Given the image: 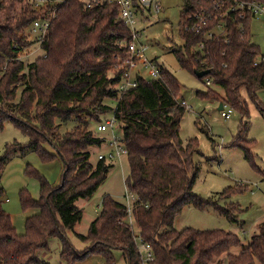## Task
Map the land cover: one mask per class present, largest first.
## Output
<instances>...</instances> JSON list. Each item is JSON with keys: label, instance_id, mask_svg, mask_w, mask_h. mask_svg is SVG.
Returning <instances> with one entry per match:
<instances>
[{"label": "trees", "instance_id": "obj_1", "mask_svg": "<svg viewBox=\"0 0 264 264\" xmlns=\"http://www.w3.org/2000/svg\"><path fill=\"white\" fill-rule=\"evenodd\" d=\"M252 1L264 3L183 0L179 32L184 46L173 51L181 68L193 73L208 70L199 79L209 77L221 90L209 89L200 96L244 114L240 91L246 89L255 102V92L264 90V55L251 42L253 14L231 9L237 2ZM86 5L85 0H64L35 9L29 0H0V131L11 121L28 138L27 145L17 141L6 145L0 156V178L11 158L31 152L45 161L58 158L62 162L55 186L27 165L26 174L39 183V197L33 199L23 188L19 202L23 212L36 213L26 217L25 232L18 234L11 217L0 211V264H48L41 254L55 237L62 239L60 256L68 260L99 253L106 264H117L111 251L120 250L127 264H210L223 254L228 264H264V222L245 246L224 230L174 229V219L183 207L202 209L207 204L192 191L198 173L192 162L196 141L184 144L179 137L185 106L178 100V81L158 65V77L141 80L119 93L131 31L119 17L118 3L90 1V7ZM194 14L208 19L197 34L185 30L186 17ZM42 18H50L39 44L43 55L24 60L21 56L36 43L29 40L26 30ZM221 21L224 32L205 38ZM198 44L201 50L196 49ZM256 107L264 118V106ZM109 111L127 150L125 185L133 196L131 213L126 205L104 196L87 234L76 235L87 245L79 254L71 250L63 233L82 219L78 202L92 198L114 167L104 159L94 166L89 162L88 149L104 142L89 130V124ZM71 122L74 125L69 130L60 131ZM239 146L245 148L248 159L249 143L243 141ZM228 193L225 190L222 195ZM236 210L231 205L221 208V213L235 223ZM133 225L141 243L151 248V261L143 262ZM234 247H241L237 255L229 253Z\"/></svg>", "mask_w": 264, "mask_h": 264}, {"label": "rangeland", "instance_id": "obj_2", "mask_svg": "<svg viewBox=\"0 0 264 264\" xmlns=\"http://www.w3.org/2000/svg\"><path fill=\"white\" fill-rule=\"evenodd\" d=\"M36 2L40 0H29ZM160 5V11L144 9L142 14L135 18L134 29L139 32L138 43L147 47L145 57L163 66L178 81V100L185 104V112L181 118L179 137L184 144L190 139L196 141V151L192 155V162L198 168L197 177L192 191L207 201V204L198 209L191 205L183 207L173 222L176 231L186 228L195 230H224L235 234L245 246L252 236L257 235L259 226L264 222V118L256 104L264 106V90L255 92L256 101L249 97L247 90L242 89L240 95L245 101L246 114L239 109H232L228 120H224L218 110L219 102L215 99L202 97L199 93H207L215 89L207 81L199 79L192 71L181 68L173 51L183 48L184 40L179 32V21L183 0H150ZM29 40L34 41L35 35L31 33L30 26L26 30ZM251 42L259 47L264 55V24L262 18L253 17L250 23ZM43 51L37 43H33L21 56L24 60H34L42 56ZM260 58V57H259ZM258 58V59H259ZM145 70L142 75L148 79ZM109 104V103H108ZM114 106V104H109ZM112 118V113L101 115L99 121H91L89 130L97 137L104 139L100 146L90 147L89 162L95 165L98 155H105L111 149L113 142L111 130L100 132L98 125ZM73 122L63 125L60 129L64 132L73 126ZM115 142L120 143L121 130L113 127ZM17 141L22 145L28 144V138L11 121H6L0 131V156L5 147ZM248 142L250 151L246 158L245 148L239 145ZM237 143L239 145H237ZM50 152L51 149L46 147ZM30 165L53 186L60 181L62 162L56 158L45 161L36 153H28L25 157H13L6 164L0 178V203L2 210L11 217V221L18 234L25 232V219L36 213V210L22 211L19 202V191L27 189L33 199L39 197L38 181L26 174V167ZM106 180L99 186L92 198L81 200L78 205L83 209L81 221L73 230L63 233L73 252L82 254L87 245L83 244L77 234L86 235L90 223L96 219L101 211L102 198L109 196L112 199L131 206L133 196L125 185L129 174L127 157L121 158V164L113 163ZM242 185V187H241ZM229 193L222 195V192ZM128 197V199L126 198ZM6 200L8 202H6ZM234 205L236 222L231 223L221 213V208ZM131 223L132 220H130ZM134 233L138 236L137 228L133 225ZM62 239L52 238L49 247L42 252L48 264H106L102 254L89 253L88 255L73 260L60 256ZM241 247L232 248L229 253L237 255ZM111 255L117 264H127L120 250H112ZM228 264L226 254L210 264Z\"/></svg>", "mask_w": 264, "mask_h": 264}, {"label": "built area", "instance_id": "obj_3", "mask_svg": "<svg viewBox=\"0 0 264 264\" xmlns=\"http://www.w3.org/2000/svg\"><path fill=\"white\" fill-rule=\"evenodd\" d=\"M87 2V7H90V1L95 3L102 4L103 2H116L119 4V17L123 23L130 29L132 41L127 45L126 59L124 62L125 71L123 77L118 84V92L124 93L128 90L136 87L141 80H146L142 75V71L145 70L148 79L156 78L160 75V68L154 61H148L145 57L146 46L138 43V38L140 36L139 32L134 29L135 18L137 15L142 14L144 9H152L155 12L160 11V5L156 2L150 0H85ZM64 0H40L32 2V5L35 9L45 7L47 5L61 4ZM239 10L240 12L249 11L253 14V17L262 18L264 24V3L262 2H237L231 9V11ZM53 17V15H52ZM243 16H241L242 18ZM188 24L185 27V30L193 32L195 34L200 33L205 25L207 20L205 15L194 14L186 17ZM50 18H42L35 20L30 25V31L35 35L36 43L39 45L42 41V38L45 35V32L49 26ZM224 29L223 22H219L213 30L205 33V38H213L221 34ZM214 35V36H213ZM203 48L202 44H198L196 49L201 50ZM207 84H210V81H207ZM184 106V102L182 103ZM232 114V107L228 104L223 103V107L220 110V115L224 120H228ZM118 126L117 122L114 120L113 116L110 120L105 121L98 125L97 130L103 132L108 128L111 130L113 137V142L110 143L111 149L105 155H98V160L104 159L112 163L118 162L121 164V158L127 154V150L122 144L115 142V134L113 127ZM242 186V185H241ZM128 199V197L126 196ZM129 201V199H128ZM127 206V211L131 213V206ZM131 220V219H129ZM135 242L140 253H142L143 262H148L152 260L151 248L147 244H142L139 236L135 237Z\"/></svg>", "mask_w": 264, "mask_h": 264}, {"label": "water", "instance_id": "obj_4", "mask_svg": "<svg viewBox=\"0 0 264 264\" xmlns=\"http://www.w3.org/2000/svg\"><path fill=\"white\" fill-rule=\"evenodd\" d=\"M194 74H195L198 78H202V77L208 75V74H209V71H208V70L194 71ZM222 107H223V103L220 102V103H219V106H218V110L220 111V110L222 109Z\"/></svg>", "mask_w": 264, "mask_h": 264}, {"label": "crops", "instance_id": "obj_5", "mask_svg": "<svg viewBox=\"0 0 264 264\" xmlns=\"http://www.w3.org/2000/svg\"><path fill=\"white\" fill-rule=\"evenodd\" d=\"M58 184V183H57ZM6 202H8L7 200H6ZM2 210V205H1V203H0V211Z\"/></svg>", "mask_w": 264, "mask_h": 264}]
</instances>
